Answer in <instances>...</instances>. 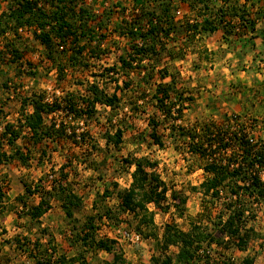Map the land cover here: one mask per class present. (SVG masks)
Here are the masks:
<instances>
[{"label":"rangeland","instance_id":"1","mask_svg":"<svg viewBox=\"0 0 264 264\" xmlns=\"http://www.w3.org/2000/svg\"><path fill=\"white\" fill-rule=\"evenodd\" d=\"M174 4L172 13L175 20H192V13L185 4L177 1ZM87 5L95 13L103 10L109 15L106 31H101L106 35L102 44L104 52L99 59H87L86 54L80 65L71 67L66 62L71 44L59 48L58 52L65 53L58 54V59L63 66L66 62L61 80H58L54 66L42 56L44 47L35 39L30 28L20 29L17 36H12L10 31L0 36V51L5 54H0V133L5 123L16 122L20 99L32 93L45 94L47 101L64 98L66 94L86 98L89 85L95 83L108 97L115 93L118 98L112 107L97 105L94 113L84 120L67 122L69 127L76 129V135L83 137L80 143L65 137L58 144L44 142L34 149L21 138L17 145L23 153H30L26 164L15 160L0 163V190L4 194L3 208H0V264H35L28 255L33 243L38 241L40 248L50 249L49 239L56 247L57 255L72 258L81 254L87 264H106L112 260L111 255L73 243L76 241L71 233L73 226L80 228L90 218L99 229V238L118 240V248L126 264H152V260L161 264L167 256L173 259L172 264H176L174 258L177 248L170 246L165 250L161 247L164 228L173 225L187 232L190 224L200 223L211 229L213 223H217L216 216L220 208V202L211 205L199 193L190 190L205 179L202 166L206 159L189 153L187 145L192 141V136L201 135L203 126L216 124L227 127L229 133H244L257 148L264 147V66L260 65L262 61L259 54L258 63L253 62L251 66L237 57L238 65L232 72L235 85L226 86L231 87L238 98L232 105L241 104V110L238 108L234 111L211 99L205 103L202 96L209 95L211 88L208 85L219 73V69L216 70L212 64L213 52L206 60L203 48L196 39L187 40V37L173 34V38L164 42L161 64L153 68L152 62L144 61L136 68L122 69L118 57L126 55L128 43L126 38L113 31L124 19H131L133 1L87 0ZM217 5L220 4L216 3L215 7ZM7 7V3L0 0V14L7 12ZM258 8L260 11L264 5L256 6L253 10ZM80 39L81 44L86 42ZM199 41L208 50L204 36ZM5 43L13 44L22 53V60L14 63L12 55L6 54L4 50ZM162 68L167 69L169 77H174L175 94L183 91L193 98L179 120H174L173 116L164 120L153 106L152 95L157 85L162 83L158 72ZM107 69L113 70L108 72ZM238 76L243 79H238ZM169 77L163 80L164 83L170 81ZM125 82L129 83L128 87H125ZM233 116L235 119L230 121L229 118ZM53 118L56 121L64 119L62 113L55 114ZM152 127H155L161 146L150 136ZM117 128L121 131V143L115 147L113 143H106V134L114 135ZM76 141L80 140L77 138ZM202 141L206 142L205 139ZM234 150L232 145L228 151L214 157L228 159L229 155L235 153ZM0 151L11 153L6 144ZM139 158L156 164L154 173L167 189L165 199L158 206H148L153 213L152 227L141 224L142 218L133 216L131 212L119 210V193L129 187L130 174L134 169L126 161ZM63 175L66 177V186L81 199V206L75 211L72 221L66 219L59 206L43 216L39 220L40 224L30 220L21 200L28 206L36 204L39 195H47L49 202L54 200L53 204L57 203L54 197L46 193L51 192V182L62 179ZM261 175L264 177V170ZM24 184L36 188L38 194L26 196ZM253 214L255 217L248 219L247 225L253 227L256 236L245 252L230 250L225 253L230 264H242L245 257L252 258V264H264V201L255 205ZM136 225H142L140 234L135 231ZM152 233L157 239L152 236L145 238ZM133 235H139V240H135ZM27 237L32 241L30 246L25 240ZM219 252L223 253L214 248L210 250L213 258H218ZM199 255L204 257L202 252ZM199 255L194 264H202Z\"/></svg>","mask_w":264,"mask_h":264},{"label":"trees","instance_id":"2","mask_svg":"<svg viewBox=\"0 0 264 264\" xmlns=\"http://www.w3.org/2000/svg\"><path fill=\"white\" fill-rule=\"evenodd\" d=\"M3 1L8 7L7 12L0 14V36L9 34L8 31L13 33L12 36H17L20 29L30 28L35 39L44 47L42 56L56 69L58 80L63 78L66 62L71 67L78 66L86 58V54L87 59H99L104 52L102 44L106 40V35L101 31H106L109 15H106L103 10L95 13L93 8L87 5V0ZM132 1L131 19H124L113 31L126 38L128 43L126 55L118 57L122 69L136 68L144 61L152 62L153 68L156 64H161L165 51L164 42L173 38V34L187 37V40L188 38L196 39L199 46L203 48L204 58L208 60L211 52L199 40L218 29L222 30L224 37H231L238 41L242 48L238 56L242 58L245 53L243 49L247 45H253L250 43L248 33H255L258 21L264 17L263 8L260 11H258L259 8L253 10L256 6L264 5V0ZM176 1L188 7L193 17L191 21L175 20L172 12ZM216 3L220 5L215 7ZM147 7L152 10H148ZM95 29L100 32L97 33ZM80 38L85 39L86 42L81 44ZM70 44V54L63 66L58 59V54L62 51L58 52V50ZM250 46L249 48H252ZM3 47L6 54L12 55L14 63L22 60V53L15 49L13 44L5 43ZM0 54L3 53L0 51ZM110 70L113 69L106 71ZM158 72L162 83L157 85L152 95L153 106L158 111V115L159 112L162 114L164 120H168L171 116L174 120H179L189 102L193 101L192 95H186L183 91L175 94L174 77H169L166 68ZM167 77L170 81L164 83L163 80ZM124 85L128 87L129 83L125 82ZM116 99L118 98L115 93L108 97L95 83L89 85L86 98L66 94L64 98H53L52 101H47L45 94L36 93L23 97L20 99L16 122L5 123L0 133V149L6 144L11 150L10 154L0 151V163L15 160L22 165L26 164L30 159V153H23L17 145V141L21 138L30 143L34 149L44 142L58 144L65 137L80 143L84 140L83 137L76 135V129L69 127L67 122L84 120L85 117L94 113L97 105L112 107ZM57 113H62L64 119L54 120L53 117ZM229 119L232 121L235 118ZM150 123L153 124V121ZM226 128L216 124L205 125L201 129V135L192 136V141L187 145L189 153L206 159L202 166L205 179L190 190L199 193L202 199L208 200L211 205L220 202V208L216 216L217 223H213L211 229L208 225L200 223L190 224L187 232H182L173 225L164 228L160 244L165 250L170 246L177 248L174 258L176 264H194L200 252L204 253L203 258L199 255L202 264H230V259L226 258L225 253L230 250L245 252L250 241L256 236L253 227L248 226L247 221L255 217L253 214L255 205L264 201V177L261 175L264 170V147L257 148L246 134L238 131L229 133ZM150 136L158 146L162 145L155 127H152ZM77 138L79 142L76 141ZM201 138L206 142H203ZM106 143H113L115 147L121 143L119 128L114 135L106 134ZM232 145L235 153L229 155L228 159L214 157L228 151ZM42 154H45L44 149ZM126 162L134 169L130 174L129 187L119 193V210L123 213L131 212L133 216L142 218L141 224L145 223L146 226L152 227L153 213L148 206L150 204L158 206L159 202L165 199L167 189L154 173L156 166L154 162L145 158ZM65 178L63 175L62 179L56 181L54 179L50 186L51 192L46 194L59 201L62 212L70 222L75 211L81 206V199L69 186H66ZM23 186L26 196L38 194L36 188L25 184ZM39 197L36 204L28 206L24 200H21L26 215L38 224H40V218L51 208L47 195H39ZM3 198L4 194L0 190V208H3L1 207ZM37 227L39 228L40 225ZM141 229L142 225H136L135 231L138 234L141 233ZM98 230L91 218L80 228L73 226L71 233L76 237L73 243H79V246L85 249L102 251L111 255L112 260L106 264H126L118 248V240L108 237L99 238ZM150 236L157 239L153 233L145 238ZM25 240L30 246L32 241L28 237ZM48 243L50 249L40 248L38 241L33 243V249L28 255L33 258L35 264H87L81 254L72 258L57 255L56 247L51 244V239ZM213 248L222 250L223 253L219 252L218 258H213L210 253ZM172 261L173 259L167 256L161 264H172ZM252 263L253 259L250 257L242 260V264ZM152 264L157 262L152 260Z\"/></svg>","mask_w":264,"mask_h":264},{"label":"crops","instance_id":"3","mask_svg":"<svg viewBox=\"0 0 264 264\" xmlns=\"http://www.w3.org/2000/svg\"><path fill=\"white\" fill-rule=\"evenodd\" d=\"M256 29L257 31L255 33L252 34L248 33V38L250 39V43H252L253 45L252 46L247 45L243 49L245 53L242 55V59L239 58L238 56L240 50H242V48L238 44V41L231 37L229 38L224 37L221 29H218L216 32H214L211 35L204 36V43L206 44L208 51L213 52L212 64L215 69L216 68L219 69L218 71L219 73H216L215 79H213L211 83L208 85V87L210 86L211 88V91L209 92L210 96L209 95L202 96V99H205V103H207V101L211 99L212 102H219V104L221 103V105L227 107L229 106L234 111L238 110V108L239 110L242 109L240 108L241 107L240 102L237 103L240 105H235V104L232 105V102L238 101V98L233 94L234 92L233 89L231 87L226 86V84H229L230 86L231 84L235 85V83H233L234 75L232 72L234 70L233 68L236 65H238L237 62L239 59L243 60V62L251 66L253 62H255L256 64L258 63L257 54H259L262 61L260 65L264 66V17L258 21ZM259 38H260V46L258 47ZM249 46L252 48H249ZM217 54H219L218 57L216 56ZM237 78L243 79L242 76H238ZM207 96H209L208 99ZM197 102H199V99ZM52 201L49 202L51 206L50 210L46 212L43 216L48 215L54 208L56 209V206L57 207L59 206V209H61L59 201L55 200L57 202L54 203L55 205L53 204Z\"/></svg>","mask_w":264,"mask_h":264},{"label":"built area","instance_id":"4","mask_svg":"<svg viewBox=\"0 0 264 264\" xmlns=\"http://www.w3.org/2000/svg\"><path fill=\"white\" fill-rule=\"evenodd\" d=\"M233 118H235V116H233ZM49 178L52 179L51 176H50ZM133 238H134L135 240H139V235H133Z\"/></svg>","mask_w":264,"mask_h":264}]
</instances>
